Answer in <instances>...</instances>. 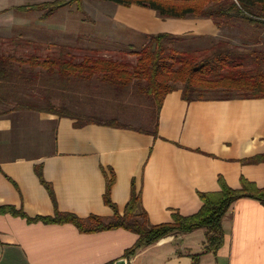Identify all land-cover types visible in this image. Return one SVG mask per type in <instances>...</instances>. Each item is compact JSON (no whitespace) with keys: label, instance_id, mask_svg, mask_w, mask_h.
<instances>
[{"label":"crops","instance_id":"obj_1","mask_svg":"<svg viewBox=\"0 0 264 264\" xmlns=\"http://www.w3.org/2000/svg\"><path fill=\"white\" fill-rule=\"evenodd\" d=\"M115 10L122 36L125 29L143 37L165 33L200 39L220 33L207 19H162L137 6ZM15 12L36 13H0ZM65 84L60 83L62 90ZM18 90L15 95V88L0 87V207L21 209L28 218L59 212L109 219L113 212L103 195L112 175L110 200L117 212L122 214L134 184L140 194L137 214L144 211L151 225H160L170 223L173 213L195 214L201 206L198 194L216 192L219 177L231 189H239L241 179L264 188V161H249L264 156V99L188 103L178 85L163 99L154 136L155 126L148 131L101 121L77 127L78 120L93 117H59L29 110L26 103L17 106L21 99L16 98L33 102ZM221 227L223 244L215 254L203 253L204 230L197 229L167 236L125 258L138 238L125 230L83 234L71 224L27 222L5 214L0 215V264H194V255H199L195 264H264L261 203L236 200Z\"/></svg>","mask_w":264,"mask_h":264},{"label":"trees","instance_id":"obj_2","mask_svg":"<svg viewBox=\"0 0 264 264\" xmlns=\"http://www.w3.org/2000/svg\"><path fill=\"white\" fill-rule=\"evenodd\" d=\"M83 0H52L37 4L11 8L17 12L39 13V20L45 21L56 11L74 5L78 13L82 11ZM118 6H137L154 11L162 19H184L187 17L207 19L223 31L236 23L247 25L257 32L264 30V0H99ZM146 43L138 50L127 46L128 55L135 62L113 60L98 56H84L80 61L73 58L47 56L40 59L36 55L17 58L9 54H0V87L26 88L35 82L53 85L57 80L61 84L69 81H90L97 79L117 93H122L132 85L136 92L147 97L155 106V128L158 111L165 96L181 86V98L185 102L208 100H257L264 99V51L253 49L239 51L224 41H216L208 50H189L183 38L160 33L144 36ZM26 41L23 44H28ZM38 69V70H36ZM41 78H44L43 80ZM12 92H9L11 94ZM47 93V90H46ZM47 95V94H46ZM16 100L17 106L26 103L29 110L45 111L59 117H73L63 106H55L47 100L44 107L34 102ZM79 121V120H78ZM75 124L102 123L93 118ZM104 123V122H103ZM106 125L116 128L126 126L114 120ZM140 131V130H138ZM142 132V131H140ZM264 161V156L249 160ZM41 185L53 200L50 186L43 181L39 170L36 171ZM114 183L111 175L105 184L103 203L113 215L109 219L97 216L79 218L69 213L56 212L53 217L28 218L21 209L12 206L0 207V215H11L26 219L27 222L44 224H71L79 233L92 234L103 231L122 229L135 234L136 243L125 251L124 257L130 258L139 249L147 247L173 234H187L197 229L204 230L203 253L215 254L223 244L221 222L236 200L247 198L256 200L264 206V188H257L253 183L240 180L239 189L229 188L224 180H217L216 192L199 193V210L190 216L178 213L171 215L167 224L151 225L144 211L137 214L140 194L131 185L130 198L122 214L117 212L110 200V191ZM199 255L192 256L194 264ZM107 264H114L112 262Z\"/></svg>","mask_w":264,"mask_h":264},{"label":"rangeland","instance_id":"obj_3","mask_svg":"<svg viewBox=\"0 0 264 264\" xmlns=\"http://www.w3.org/2000/svg\"><path fill=\"white\" fill-rule=\"evenodd\" d=\"M49 1L52 0H0V12ZM116 7L111 2L83 0V15L77 14L75 6L71 5L61 9L45 23L38 21L39 13L23 16L16 12L13 15L0 13V54L17 58L33 54L40 59L62 55L77 62L84 56H98L133 64L135 58L127 54V44L133 45L130 49L135 51L146 41L141 33L128 29L123 31L124 37L120 35L122 29L114 23ZM183 39L189 50H208L214 42L224 41L239 51H264V30L254 32L242 23L225 28L217 38L194 39L185 36ZM26 41L30 42L23 44ZM74 82L66 83L67 87L62 90L57 80L47 87L40 81L18 92L41 106H45L47 100L57 106L63 103L66 111L79 119L91 116L106 123L114 120L121 125L148 131L154 127L155 106L147 97L138 94L134 86L130 85L122 93H117L97 79Z\"/></svg>","mask_w":264,"mask_h":264}]
</instances>
